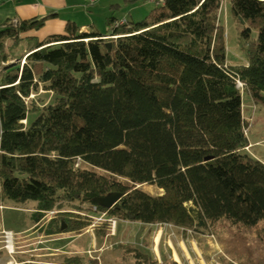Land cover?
Returning <instances> with one entry per match:
<instances>
[{"label": "trees", "instance_id": "obj_1", "mask_svg": "<svg viewBox=\"0 0 264 264\" xmlns=\"http://www.w3.org/2000/svg\"><path fill=\"white\" fill-rule=\"evenodd\" d=\"M220 2L163 0L138 21L113 27L108 17L105 34L68 22L64 34L42 41L20 36L53 14L1 27L0 201H36V220L66 200L183 229L264 223V163L244 150L237 87L239 80L264 113V0H230L242 35L257 32L237 65L226 60ZM22 41L24 62L1 66L20 58ZM39 87L54 99L32 103L28 119L26 98ZM112 192L122 196L110 208L95 202ZM62 223L88 225L69 216Z\"/></svg>", "mask_w": 264, "mask_h": 264}, {"label": "rangeland", "instance_id": "obj_2", "mask_svg": "<svg viewBox=\"0 0 264 264\" xmlns=\"http://www.w3.org/2000/svg\"><path fill=\"white\" fill-rule=\"evenodd\" d=\"M141 15L133 16V21L142 19L145 14ZM217 22L224 30L227 63L243 64L242 45L254 39L257 32L252 30L248 37L242 35L246 25L232 14L229 0H221ZM114 23L120 25L124 21ZM26 50L27 44L22 41L15 50L20 58L2 62L1 66L16 62L21 65ZM242 88L244 133L248 138L244 150L264 163L263 109L254 104ZM53 99V93L41 87L30 94L26 98L30 109L28 119L32 116V103L41 107ZM23 123L26 124V120ZM76 165L108 175L79 159ZM116 178L130 184L127 178ZM137 187L151 194L162 193V189L154 185ZM36 207L34 200L0 201V264H264L263 222L247 227L222 220L204 228L183 229L170 223L117 219L97 211L89 203L66 200L57 201L53 209L36 220ZM67 216L75 221L87 220L88 225L64 230L62 219Z\"/></svg>", "mask_w": 264, "mask_h": 264}, {"label": "crops", "instance_id": "obj_3", "mask_svg": "<svg viewBox=\"0 0 264 264\" xmlns=\"http://www.w3.org/2000/svg\"><path fill=\"white\" fill-rule=\"evenodd\" d=\"M154 5L156 3L149 0H0V28L14 18L20 22L53 14L40 28L20 36L42 41L49 35L64 34L68 22L77 26L79 32L94 29L105 34L110 28L106 23L108 17H114L113 23L116 20L131 22L133 16L146 14Z\"/></svg>", "mask_w": 264, "mask_h": 264}, {"label": "water", "instance_id": "obj_4", "mask_svg": "<svg viewBox=\"0 0 264 264\" xmlns=\"http://www.w3.org/2000/svg\"><path fill=\"white\" fill-rule=\"evenodd\" d=\"M121 196H122L121 192H112V193H109L105 196L96 197V198H94V200H95V202L102 205L103 207L110 208L111 206H113L118 201V199Z\"/></svg>", "mask_w": 264, "mask_h": 264}, {"label": "built area", "instance_id": "obj_5", "mask_svg": "<svg viewBox=\"0 0 264 264\" xmlns=\"http://www.w3.org/2000/svg\"><path fill=\"white\" fill-rule=\"evenodd\" d=\"M85 2L87 1H90V2H92L93 0H84ZM149 1H152V2H154V3H156V4H160V3H162L163 2V0H149ZM118 23V22H117ZM115 24L114 23V25L116 26V25H118V24ZM10 24L12 25V26H17L18 24H19V20L18 19H16V18H14V19H12L11 21H10ZM237 87H243V83L242 82H240L239 80H237ZM8 237H9V235H8ZM9 238H11V236L9 237Z\"/></svg>", "mask_w": 264, "mask_h": 264}, {"label": "bare ground", "instance_id": "obj_6", "mask_svg": "<svg viewBox=\"0 0 264 264\" xmlns=\"http://www.w3.org/2000/svg\"><path fill=\"white\" fill-rule=\"evenodd\" d=\"M8 247H9L10 250L12 249L11 241H9Z\"/></svg>", "mask_w": 264, "mask_h": 264}]
</instances>
